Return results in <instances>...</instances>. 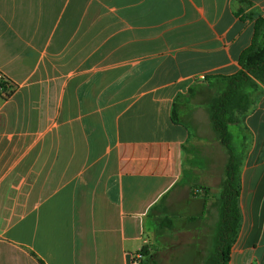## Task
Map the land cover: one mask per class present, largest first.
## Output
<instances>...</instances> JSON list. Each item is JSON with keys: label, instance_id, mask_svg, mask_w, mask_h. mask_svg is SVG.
I'll list each match as a JSON object with an SVG mask.
<instances>
[{"label": "crops", "instance_id": "obj_1", "mask_svg": "<svg viewBox=\"0 0 264 264\" xmlns=\"http://www.w3.org/2000/svg\"><path fill=\"white\" fill-rule=\"evenodd\" d=\"M247 13L264 17V0H0V73L16 87L0 113V264H137L189 173L202 228L225 164L197 167L187 145L199 123L213 134ZM248 92L230 127L241 225L227 264H264V83Z\"/></svg>", "mask_w": 264, "mask_h": 264}, {"label": "trees", "instance_id": "obj_2", "mask_svg": "<svg viewBox=\"0 0 264 264\" xmlns=\"http://www.w3.org/2000/svg\"><path fill=\"white\" fill-rule=\"evenodd\" d=\"M245 18L253 21L254 35L251 45L239 56L240 70L229 77H219L222 90L214 95L207 112L215 139L224 147L227 161L219 188L220 196L216 199L218 221L211 232V245L202 264H227L231 248L238 236L241 225L239 207L241 159L232 148L230 127L241 124L254 104L249 89L257 88V82L264 83V17L247 13ZM176 101L173 103L172 120L178 122ZM215 204V203H214ZM173 215H163L157 223V233L165 237L168 233L180 232L183 221ZM197 215L186 217V223L198 224ZM150 245L140 250L143 262L137 264H154ZM140 260V259H139Z\"/></svg>", "mask_w": 264, "mask_h": 264}, {"label": "rangeland", "instance_id": "obj_3", "mask_svg": "<svg viewBox=\"0 0 264 264\" xmlns=\"http://www.w3.org/2000/svg\"><path fill=\"white\" fill-rule=\"evenodd\" d=\"M199 127L196 128L197 132L191 138L189 144L187 145V153L193 154L194 165L200 168H203L204 162L207 161V157H209L211 168H215L218 171V175L222 173L223 165L226 164V153L224 149L219 148L215 145L214 141V133L205 128V125L199 123ZM202 125V126H201ZM207 139L206 142L210 144L205 145L206 143L201 142V139ZM203 163V164H202ZM203 181V180H202ZM198 180L192 173H189L183 184L179 186V188H183V191H177L168 200L167 203V211L170 213H175L177 216V220L183 221L181 224L180 232L168 233L167 235L162 236L159 235L158 243H154L150 245L152 247L153 253H156L154 257V264H202L204 258L207 256L208 248L211 245L210 234L212 232L214 222L216 219L215 215V207L216 199L213 200L215 204L210 203L212 205L209 208V212L202 220V228H200L198 224H190L186 223V217H188V212L185 210V205L187 203V195L186 190L187 186L191 189L195 190L191 193H196V197L199 198L203 195L202 191H199L198 187L202 182ZM207 183H216L218 181L212 177L211 179H205L204 182ZM203 183V182H202ZM189 189V190H190ZM214 191H211L213 195ZM217 198V197H216ZM211 202V201H210ZM162 204H159V207ZM153 235H151L152 242ZM144 258L140 257L141 262H143Z\"/></svg>", "mask_w": 264, "mask_h": 264}, {"label": "built area", "instance_id": "obj_4", "mask_svg": "<svg viewBox=\"0 0 264 264\" xmlns=\"http://www.w3.org/2000/svg\"><path fill=\"white\" fill-rule=\"evenodd\" d=\"M15 85L0 73V113L3 109V104L10 99L15 92ZM140 255L135 260H139Z\"/></svg>", "mask_w": 264, "mask_h": 264}]
</instances>
